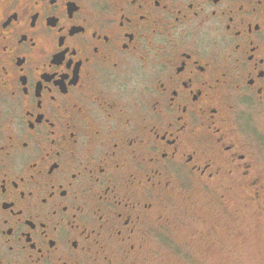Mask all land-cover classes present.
<instances>
[{
    "label": "flooded vegetation",
    "instance_id": "1",
    "mask_svg": "<svg viewBox=\"0 0 264 264\" xmlns=\"http://www.w3.org/2000/svg\"><path fill=\"white\" fill-rule=\"evenodd\" d=\"M259 123L264 0H0V264L213 234L194 203L264 196Z\"/></svg>",
    "mask_w": 264,
    "mask_h": 264
},
{
    "label": "rangeland",
    "instance_id": "2",
    "mask_svg": "<svg viewBox=\"0 0 264 264\" xmlns=\"http://www.w3.org/2000/svg\"><path fill=\"white\" fill-rule=\"evenodd\" d=\"M264 132V125L259 123ZM263 155H264V149ZM245 196V195H244ZM238 201L232 197L233 204L221 212L218 206L194 203L192 210L201 215L208 224L223 221L213 234L200 233L187 227L173 234L174 245L178 249L155 246L148 257L155 264H264V196L261 201ZM218 210V212L216 211ZM217 214V215H216ZM232 219H239L240 226L230 229L227 225ZM195 232V233H194Z\"/></svg>",
    "mask_w": 264,
    "mask_h": 264
}]
</instances>
